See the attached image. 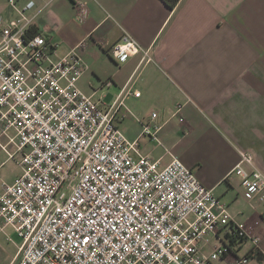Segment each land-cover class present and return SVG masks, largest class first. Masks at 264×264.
<instances>
[{"label": "built area", "instance_id": "2783aa9c", "mask_svg": "<svg viewBox=\"0 0 264 264\" xmlns=\"http://www.w3.org/2000/svg\"><path fill=\"white\" fill-rule=\"evenodd\" d=\"M6 1L15 8L22 0ZM76 8L82 22L87 8ZM29 27L22 14L0 18V147L9 160L18 156L20 168L12 184H2L0 234L11 229L21 241L15 264H215L246 240L262 252L261 238L232 223L189 168L173 157L161 169L120 133L127 84L109 106L84 96L76 85L87 70L80 46L55 61V44ZM110 55L119 64L136 55L138 65L151 62L126 34ZM150 117L141 135L159 142L161 125ZM244 165L253 168L251 155L240 154L231 174L246 201L264 206V174Z\"/></svg>", "mask_w": 264, "mask_h": 264}, {"label": "crops", "instance_id": "0c3cea01", "mask_svg": "<svg viewBox=\"0 0 264 264\" xmlns=\"http://www.w3.org/2000/svg\"><path fill=\"white\" fill-rule=\"evenodd\" d=\"M80 3L88 12L82 22ZM15 6L0 0V18L25 16L28 34L55 44V61L80 46L87 70L76 85L84 96L109 106L127 84L117 128L129 142L138 141L140 152L161 169L175 157L227 206L232 223L261 238L262 252L241 241L215 264L244 256L248 264H264V206L246 201L241 181L231 174L242 153L253 158V168L244 165L247 171L264 174V0H177L172 8L164 0H22ZM125 34L147 50L151 62L138 65L136 55L119 64L111 57L110 48ZM153 113L152 124L161 125L159 142L141 135ZM19 169L13 177L0 176V193ZM12 234H0L6 243L0 264L17 261L21 243L10 249Z\"/></svg>", "mask_w": 264, "mask_h": 264}, {"label": "rangeland", "instance_id": "374dc122", "mask_svg": "<svg viewBox=\"0 0 264 264\" xmlns=\"http://www.w3.org/2000/svg\"><path fill=\"white\" fill-rule=\"evenodd\" d=\"M124 108H125V105H124ZM141 113L150 114V110L142 109ZM8 150H9V148H8ZM6 159H7V161H6ZM17 174H18V156L14 160H8V157L5 154V151L0 149V176L13 177L14 175H17ZM12 240H13V243L9 244L10 249H12V247H15L14 243L18 246L21 243V241L18 239L16 234H12ZM4 243L5 242H3L2 239L0 238V247L1 246L3 247ZM5 245H6V243H5Z\"/></svg>", "mask_w": 264, "mask_h": 264}, {"label": "trees", "instance_id": "16d2710c", "mask_svg": "<svg viewBox=\"0 0 264 264\" xmlns=\"http://www.w3.org/2000/svg\"><path fill=\"white\" fill-rule=\"evenodd\" d=\"M167 7L172 8L174 7L175 3H177V0H164Z\"/></svg>", "mask_w": 264, "mask_h": 264}]
</instances>
